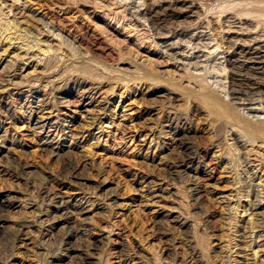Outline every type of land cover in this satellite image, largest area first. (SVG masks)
<instances>
[{
    "label": "rangeland",
    "instance_id": "obj_1",
    "mask_svg": "<svg viewBox=\"0 0 264 264\" xmlns=\"http://www.w3.org/2000/svg\"><path fill=\"white\" fill-rule=\"evenodd\" d=\"M127 1L0 0L1 24L53 51L44 69L0 62V264H254L230 206L242 187L226 132L242 127L213 99L230 100L210 47L222 23L181 33Z\"/></svg>",
    "mask_w": 264,
    "mask_h": 264
},
{
    "label": "bare ground",
    "instance_id": "obj_2",
    "mask_svg": "<svg viewBox=\"0 0 264 264\" xmlns=\"http://www.w3.org/2000/svg\"><path fill=\"white\" fill-rule=\"evenodd\" d=\"M124 1H127V0H124ZM116 2H117V0H116ZM141 2L144 3V1H141ZM113 3H114V1H113ZM121 3H123V2H121ZM125 4H127V3H125ZM113 6H115V5H113ZM142 6H145V7L144 8L142 7V9L139 8L138 10L135 9L136 12L142 14L143 17H144V15L147 16V18L149 16L153 22L160 21L158 24H161V22H163V21L172 20V21H176L178 23H182L178 26L176 25L177 26L176 28H178V31H181V33H185V31L191 29V27L197 26L196 32L203 29L202 33L204 34V32L210 30L208 27L212 23L218 24V25L222 23L221 24L222 26L220 25L221 26V28L219 29L220 31L218 30L220 33L217 32V34H215V32L214 33L209 32L211 35L210 38H212V41H213L212 42L213 44L211 43L210 47L217 49L219 51L221 50V52L223 54L222 57L225 58L226 63L229 67L228 71H227L228 73L226 74L225 79L228 80L227 85H228L229 92H230V100L228 102H226L222 97L220 99L219 98L218 99L213 98V99L216 103H219V102L223 103V105L225 107V111L229 115V117L232 118L233 120L237 121V123L243 129L242 130V129H239L237 126H233V127H230L229 130L226 132L227 138H228L227 139V146L229 147L230 151H232V153H230V157L229 158L227 157V159H226L227 164L229 166L236 168L240 172V174H239L240 180L239 181H240V184L242 187L239 189V191L237 193L238 195L236 196V198L234 200L232 199L233 200L231 202L232 205H230V206H231L232 212H234V215L236 216V218H237V215H239L238 214L239 208L242 207L243 213L240 216L242 218L241 221L244 222V224H245L244 225L245 228L243 227L244 231H245L244 235H245V237L249 238V240L245 242L243 250L239 251V253H237V254H240V252L241 253L244 252V254L242 253L241 255H239V256H242L243 259L248 260L249 259L248 257H250L252 259V261L254 262V264H264V203H263L264 202V145L259 144L256 141V139H258L256 137H260L261 135H263V137H264V117L262 115H258L260 113H263V115H264V0H152V1L150 0V1H146V3H144V5H142ZM112 8H114V7H112ZM123 8H124V6H123ZM0 9L2 10V7ZM110 11L108 13H111ZM119 11L121 12V10H119ZM119 11H117V14H119L118 13ZM122 12H123V10H122ZM130 12H128V13H130ZM133 13H134V11L132 12V14ZM132 14H131V17H132ZM117 16H120V14ZM127 17H129V16H127ZM136 17H138V14ZM208 17H210V21L207 20V21L203 22ZM139 18H137V19H139ZM177 18H179L181 20H178ZM141 19H142V17H141ZM141 19H139V20H141ZM144 21H145V19L143 20V22ZM167 23L165 25H167ZM138 24H136V25H138ZM141 24H142V21H141ZM45 25H48V24H45ZM145 25H146V23H145ZM171 25H170V27H172ZM128 26H130V25H128ZM128 26H126V27H128ZM146 26H148V25H146ZM167 26H166V29H168ZM47 27L48 26H46V28ZM149 27L151 28V26H149ZM135 28H134V30H135ZM47 29H49V28H47ZM126 29H128V28H126ZM161 29H165V28H161ZM174 30H175V28H174ZM146 31H147V29H146ZM155 31H157V30H155ZM216 31H217V29H216ZM171 32H172V30H171ZM160 33H161V30H160ZM173 33H174V31H173ZM155 34H156V32H155ZM28 37H30V36H28V35L26 36V34L23 33V30L21 28H19L18 26H9V25L5 24V22L2 23L0 25V62L5 60L7 58V56H11V57H13V59H17V61L20 62V64H21L20 68L21 69H25L28 66H33V68L37 69V70L39 68L44 69L45 66L42 64L43 63L42 61L45 62L46 60L49 61L50 59H53V57L51 58L49 56V55H51V53L53 51L51 50V48L47 47L48 43L39 42L38 40H37L38 42L33 43L30 41V39ZM207 38H208V36H207ZM210 38H208V39H210ZM182 41H183V39H182ZM184 41H186V39ZM177 44H178V41H175V42L171 41L168 43V46L169 47H175V46H177ZM203 44L207 45V43H205V42ZM178 45H180V44H178ZM182 45H184L183 47L187 46L183 43H182ZM206 47L207 46H205V48ZM189 48H191V47H189ZM198 48L199 47H197V49ZM211 50H213V49H211ZM35 51H37V52H35ZM192 51H194V49ZM192 51L190 50V52H192ZM204 51H205V49H204ZM11 53H14V54L12 55ZM178 53L184 54L185 52L183 50V51L178 52ZM211 53H214V52L212 51ZM174 54H176V53H174ZM189 54H191V53H189ZM185 56H188V55H185ZM188 59H190V58L188 57ZM203 59L204 58H202V60ZM205 59H206V57H205ZM222 60L224 61V59H222ZM180 61L178 60V62H180ZM192 63H194V62H192ZM182 64H184V63H182ZM198 65L199 64H197V66ZM201 65H203V64H201ZM221 65H222V63H221ZM204 66H205V64H204ZM184 67H186V66H184ZM188 67H192V66H188ZM205 67H204V71H206V69L208 68L207 67L205 69ZM213 67H214V65H213ZM180 68H183V67H180ZM197 68H196V70H197ZM222 68H223V66H222ZM202 73L203 72H201V74ZM205 73H207V71ZM205 73H203V74H205ZM13 74L14 73H12V75ZM221 74H223V73H221ZM209 75H211V74H209ZM7 80H8V83L12 84L10 82V80L6 79V78L2 81L5 82ZM38 80H39V77H37L34 80V82H28L27 86L34 84L35 81L38 82ZM198 80H200L199 86H200L202 92L205 93L206 96L212 97V93L210 92L211 91L210 87L208 88L209 84L206 85L207 81H205L203 78H199ZM76 82H77V84L78 83L79 84H85V82H84V80H82V78H76L75 83ZM19 84H23V83L22 82H19V83L15 82L13 84L15 86L14 87L12 86V88H19V86H18ZM43 86L47 87V85H43ZM93 86L96 89L98 88L95 85H93ZM0 91H3V90H0ZM87 91L82 90V91H79L77 94L80 96H84V94ZM244 95L245 96L253 95V97L250 96L252 98H247V97L244 98L245 97ZM242 96H244V97L242 98ZM209 101H211V100H209ZM237 105L244 106L245 109H247V111L249 113L253 114V117L257 116L256 119L250 120V119H247L248 117L245 118V117L240 116L236 110ZM210 165H212L211 160L207 163V166H210ZM248 250H250V252H251L250 254L247 253ZM126 258H128V257H126ZM228 259H231V257L230 258L228 257ZM245 264H249V263H245Z\"/></svg>",
    "mask_w": 264,
    "mask_h": 264
}]
</instances>
